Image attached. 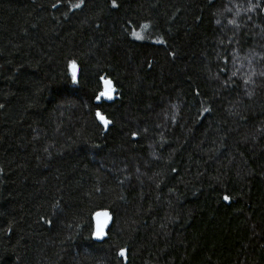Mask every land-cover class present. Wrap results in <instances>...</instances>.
<instances>
[{
    "label": "trees",
    "instance_id": "16d2710c",
    "mask_svg": "<svg viewBox=\"0 0 264 264\" xmlns=\"http://www.w3.org/2000/svg\"><path fill=\"white\" fill-rule=\"evenodd\" d=\"M0 264H264V0H0Z\"/></svg>",
    "mask_w": 264,
    "mask_h": 264
},
{
    "label": "water",
    "instance_id": "95a60500",
    "mask_svg": "<svg viewBox=\"0 0 264 264\" xmlns=\"http://www.w3.org/2000/svg\"><path fill=\"white\" fill-rule=\"evenodd\" d=\"M75 69H76V65H75ZM72 71H73V68H72ZM77 72L78 71L76 70L75 77L77 76ZM106 81H109V80H106ZM109 82L111 85V96L113 98L115 96V88H114V85L111 83V81H109ZM105 90H106V88H105V84L103 82V91H105ZM101 97L104 99H108L106 96H101ZM98 113L100 115H102L107 121H109L106 116H104L100 112H98ZM97 119H98V122L105 128V130L108 131V129L111 126V122L109 121L107 126H105L104 124H102L100 122L98 117H97ZM113 221H114V216L112 215V213L109 210H100L94 214V216H93V222H94L93 240L95 242L103 243L108 238V232H109V229L113 225ZM99 225H103L102 229L99 227ZM101 232H102V234H98ZM123 255H126V252H123Z\"/></svg>",
    "mask_w": 264,
    "mask_h": 264
},
{
    "label": "snow or ice",
    "instance_id": "6c2138e0",
    "mask_svg": "<svg viewBox=\"0 0 264 264\" xmlns=\"http://www.w3.org/2000/svg\"><path fill=\"white\" fill-rule=\"evenodd\" d=\"M80 5L77 4L76 7H79ZM72 68H73V79L75 80V65L73 64L72 65ZM104 84H105V88L106 90L101 92L99 95L100 96H106L108 99H111L112 96H111V85H110V82L109 81H104ZM99 99V97H97ZM97 117L99 118L100 122L102 124H104L105 126H107V124L109 123V121H107L102 115H100L99 113H97ZM225 199H228L227 197H225ZM99 227L102 229L103 225H99ZM98 234H102L101 233H98ZM121 255H123V252L121 253Z\"/></svg>",
    "mask_w": 264,
    "mask_h": 264
},
{
    "label": "bare ground",
    "instance_id": "6f19581e",
    "mask_svg": "<svg viewBox=\"0 0 264 264\" xmlns=\"http://www.w3.org/2000/svg\"><path fill=\"white\" fill-rule=\"evenodd\" d=\"M122 252H126V255H121V254H120V256H121V257H127V251L124 250V251H122ZM122 252H121V253H122ZM126 262H127V261H126Z\"/></svg>",
    "mask_w": 264,
    "mask_h": 264
}]
</instances>
